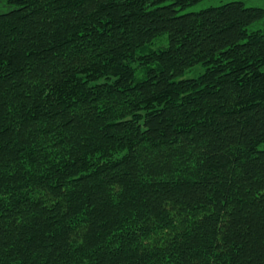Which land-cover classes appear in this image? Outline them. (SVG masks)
Here are the masks:
<instances>
[{
    "label": "trees",
    "instance_id": "1",
    "mask_svg": "<svg viewBox=\"0 0 264 264\" xmlns=\"http://www.w3.org/2000/svg\"><path fill=\"white\" fill-rule=\"evenodd\" d=\"M199 1L0 0V264H264V9Z\"/></svg>",
    "mask_w": 264,
    "mask_h": 264
},
{
    "label": "rangeland",
    "instance_id": "2",
    "mask_svg": "<svg viewBox=\"0 0 264 264\" xmlns=\"http://www.w3.org/2000/svg\"><path fill=\"white\" fill-rule=\"evenodd\" d=\"M229 1H242L246 6L261 7L264 9V0H200L198 3L187 8V11H198L210 5H219ZM7 9H9V7L6 4H2L0 6V12L5 11ZM251 29H264V16L260 20L254 22L251 25ZM167 44V34L164 33L162 35L157 36L150 44L146 45L144 48L136 52L135 61L131 63L136 77H143L144 74L145 65H142L140 63L142 61V57L146 54L151 53L154 50H158L165 47ZM203 70V66L196 65L184 72V74H182L179 78L197 77L200 73L203 72Z\"/></svg>",
    "mask_w": 264,
    "mask_h": 264
}]
</instances>
